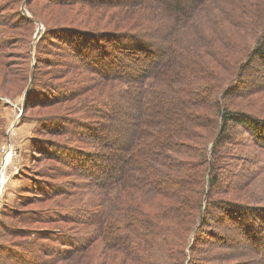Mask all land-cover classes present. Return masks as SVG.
<instances>
[{"label": "trees", "instance_id": "16d2710c", "mask_svg": "<svg viewBox=\"0 0 264 264\" xmlns=\"http://www.w3.org/2000/svg\"><path fill=\"white\" fill-rule=\"evenodd\" d=\"M78 1L95 4L93 6L107 1L110 4H134L136 9L132 25L108 32L70 25L52 27L42 18L35 17L31 9L34 18L27 19L28 23L34 24V21L36 23L39 20L46 26L49 39L57 38L59 42L63 41V44L72 47V53L69 54L72 61L69 62L74 65L65 64V67L71 68L70 71L89 70L95 82H112L115 90L110 91V98L103 105L109 106V112L118 116L125 112L120 110V106L135 105V111L129 112L134 118L131 126L135 129V125L140 123L136 131L138 135L144 136L136 148L129 150L131 144L126 145L128 151L123 160L127 161L117 173L102 168V164L108 166L114 156L107 151L104 156L95 149V145L102 146L99 139L96 138L90 149L81 151L82 157H78V161L85 168L82 170L83 178L92 176V181L87 179L90 183H82L80 187L89 188L93 183L101 192L95 191L96 195L93 196L98 209L89 211L86 208V211H81L84 218L78 221L94 224L97 231L90 229L87 236H66L69 241L63 238L59 241L72 242L76 249L89 246L94 238L100 244L105 241L101 244L102 248L111 257L122 254V264H164L140 252L138 242L155 246L160 252L166 253L167 260L170 259L173 264H191L193 260L194 264H209L206 260L209 258L208 247L214 243L203 237L200 229L202 225L209 224L207 214L212 205L223 208L226 216L236 222L237 227L243 230L244 237L250 241L252 253L257 252V259L264 263V256L259 254L260 245L264 242V207L253 208V203L247 197L239 203L229 199L219 202L217 199L220 192L231 187L238 190L236 181L230 176L234 163L229 162L228 158L232 159V153L239 150L237 146L243 141L239 133L247 131L251 136L247 139L253 146L264 145V116L261 114L264 110L250 108L235 111L233 108L239 103L233 102L238 96L247 95L246 102L254 103L259 98L251 94L264 95L263 80L257 79L245 85V92H240L239 80L256 61H259L257 72H264V0ZM4 17L10 18L11 25L15 20H21L18 13ZM229 26L234 33L240 36L245 34L250 38L253 36L254 39L242 47L245 41H236L233 38L235 35L231 36L229 32ZM219 38L226 45V52L217 46ZM101 41L112 43L110 46L113 49H109L108 44L103 49ZM85 43L91 44V49L86 51ZM232 51L238 52L240 56H233L231 60L228 52ZM204 56L215 60L229 73L224 76L217 74ZM156 59L158 64L149 67L150 62ZM80 88L71 92L77 96ZM226 97L228 100L224 99ZM204 108L212 111L207 113L202 111ZM97 109L92 106L90 112ZM229 123L236 127L230 129ZM79 124L77 120L71 119L65 131H72L73 127L70 126ZM199 128H208L209 131L205 133ZM84 130L87 136L91 132L85 125ZM211 130L215 133L214 139L205 140L200 147L190 144L203 141ZM87 140L85 136L82 141ZM106 140L111 141L109 136ZM227 142H231L230 146L232 144L233 147L222 149ZM188 151L193 154V158L182 157L188 155ZM175 153L181 155L174 156ZM60 161L70 166L69 162L66 164V156L61 157ZM227 165L231 167L228 172ZM180 171H183L182 174L177 176ZM233 173L235 177V171ZM222 179L224 184L221 183ZM127 188H132L134 193L131 198L124 195ZM181 188L188 194L182 193ZM177 193L180 201L171 207L174 211H168L166 217L187 219L190 222L194 217V209L198 206L199 210L187 236H182L176 226H164L157 218H152L150 209L146 211L139 208L142 200L151 201L159 194L172 197ZM223 202L226 205H222ZM41 218L44 219L43 215ZM222 222L226 223V220L217 217L212 226L217 227ZM85 225L88 226V223ZM79 231L76 230L77 233ZM23 244L22 247H31L30 242ZM196 252L197 257L194 255Z\"/></svg>", "mask_w": 264, "mask_h": 264}, {"label": "rangeland", "instance_id": "374dc122", "mask_svg": "<svg viewBox=\"0 0 264 264\" xmlns=\"http://www.w3.org/2000/svg\"><path fill=\"white\" fill-rule=\"evenodd\" d=\"M65 1L22 0L20 4L21 0H0V13H2V17L0 16V264L123 263L122 254L111 257L102 248L101 244L103 245L105 241H101L100 244V241L95 242L94 238L89 246L76 249L72 242L65 241L68 240L65 237L87 236L91 230L97 231L94 224L78 221L84 218L82 212L86 211V208H89V211L98 209L93 196L96 195L94 193L101 192L93 183L89 188L80 187L82 183L88 184L92 179V176L83 178L82 170L84 171L85 168L81 167L78 161L82 157L81 151L90 149L92 143L99 139L102 146L95 145V149L104 156L107 152L114 156L108 162V166L102 164V168L116 173L121 171L127 161L123 160V156L128 151L126 145L131 144L129 150L132 147L136 148L142 142L141 137L144 136V134L138 135L136 131L140 123L135 125V129L131 126L134 118L129 112L135 111L136 107L135 105L123 108L120 106V110L123 109L125 112L119 116L109 112L107 109L109 106H104L103 102L110 98V91L114 92V84L102 80L95 82L89 70L70 71L71 68L65 67V64L74 65L69 62L72 61L69 55L72 53V47L63 44V41L59 42L57 38L49 39L46 26L39 20L36 23L34 21L33 24L28 23L27 19L34 18L31 15L32 10L35 17L42 18L52 27L70 25L98 32L119 31L131 27L136 6L126 2L110 4L107 1L93 6L95 4L90 5L78 0L67 3ZM201 1L203 0L197 2ZM17 13L21 20H15L12 25L10 18L4 17ZM229 32L231 36L235 35L233 38L236 41H245L241 44L244 45L242 47H246L254 39L253 36L250 38L245 34L240 36L234 33L231 26ZM102 43L103 49L105 44L109 45V49H113L110 46L112 43ZM83 45L86 51L91 49V44ZM217 46L227 51L221 38L217 41ZM237 55L240 56L238 52H228V58L231 60ZM206 56H204L205 60L217 74L224 76L229 73L222 65ZM258 62L252 63L242 74L239 79L240 92H245V85L252 81L257 79L264 81V72H257ZM157 64L156 59L150 62L149 67H155ZM79 87H81L79 93L75 96L76 93L71 90ZM251 95L259 99L254 103L246 102L249 97L247 95L234 99L233 102H239L233 105L235 111L250 108L264 110V95L258 93ZM224 99L228 100L227 97ZM92 106L98 109L90 112ZM202 111L209 113L212 110L204 108ZM261 114L264 116V113ZM71 119L77 120L82 125H72L70 126L73 127L72 131H68L69 129L65 131ZM84 125L91 130L88 136L84 134ZM229 127L233 130L236 125L229 123ZM199 129L205 133L209 131L208 128ZM214 134L211 130L206 139L190 144L200 147L205 140L214 139ZM249 135L247 131L239 133L243 141L237 146L239 150L232 153V159L228 158L229 162L233 161L234 164L232 169L227 165V172L231 169L230 176L236 181L238 190L232 187L226 191L222 190L223 193L220 192L217 199L219 202L229 199L239 203L247 197L248 201L253 203L251 206L258 209L264 207V145L253 146L247 139L251 137ZM85 136L88 140L82 141ZM108 136L111 141L106 140ZM230 143H225L222 149L232 148L233 145L230 146ZM55 148L58 150H54ZM251 152H254V155H251ZM176 155L175 153L174 156ZM63 156H66V164L69 162L70 166L60 161ZM104 156L102 159L105 158ZM182 157L193 158V154L188 151V155ZM233 171L236 173L235 177ZM182 172L180 171L177 176ZM221 183L224 184L223 179ZM131 189L124 190L126 198L134 196ZM181 191L188 194L183 188ZM129 200L133 201V199ZM179 201V193L172 197L159 194L151 201L142 200L139 208L146 211L150 209L152 218H157L164 226H176L182 236H187L190 233L189 228L199 215V210L198 206L196 210L194 209V217L190 222L187 219L166 217L168 211H174L171 207ZM192 202L195 206V202ZM222 205L226 204L223 202ZM222 209L211 205L207 214L209 224L202 225L200 229L202 236L214 243L208 247L207 262L264 264L257 259V252L252 253L249 248L250 241L244 237L243 230L238 228L236 222L229 219ZM42 215L44 219L41 218ZM217 217L224 218L226 223L222 222L217 227L212 226L215 225ZM120 218L123 217L120 215ZM78 229L80 231L77 233ZM123 231L127 232V230ZM60 238L65 240L59 241ZM27 242L31 243V247H22V244ZM138 243L140 252L150 255L157 262L173 264L170 259L167 260L166 253L160 252L155 246ZM259 254L264 256V242L260 245ZM194 255L197 257L198 252ZM193 262L194 260L191 264H194Z\"/></svg>", "mask_w": 264, "mask_h": 264}]
</instances>
